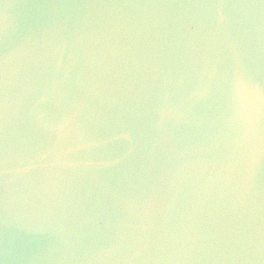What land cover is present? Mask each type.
I'll return each instance as SVG.
<instances>
[{
  "label": "water",
  "instance_id": "obj_1",
  "mask_svg": "<svg viewBox=\"0 0 264 264\" xmlns=\"http://www.w3.org/2000/svg\"><path fill=\"white\" fill-rule=\"evenodd\" d=\"M0 264H264V0H0Z\"/></svg>",
  "mask_w": 264,
  "mask_h": 264
}]
</instances>
